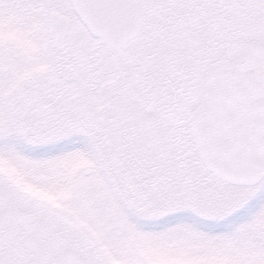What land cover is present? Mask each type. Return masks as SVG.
Returning <instances> with one entry per match:
<instances>
[{"label":"snow or ice","instance_id":"obj_1","mask_svg":"<svg viewBox=\"0 0 264 264\" xmlns=\"http://www.w3.org/2000/svg\"><path fill=\"white\" fill-rule=\"evenodd\" d=\"M0 264H264V0H0Z\"/></svg>","mask_w":264,"mask_h":264}]
</instances>
